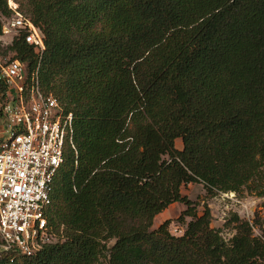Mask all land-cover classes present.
I'll return each mask as SVG.
<instances>
[{"label":"trees","instance_id":"1","mask_svg":"<svg viewBox=\"0 0 264 264\" xmlns=\"http://www.w3.org/2000/svg\"><path fill=\"white\" fill-rule=\"evenodd\" d=\"M16 1L45 35L42 83L73 112L76 150L52 186L55 240L0 264H264L249 220L234 214L227 240L181 191L264 197V0ZM8 44L35 67L22 37ZM174 202L184 234L152 229Z\"/></svg>","mask_w":264,"mask_h":264},{"label":"built area","instance_id":"2","mask_svg":"<svg viewBox=\"0 0 264 264\" xmlns=\"http://www.w3.org/2000/svg\"><path fill=\"white\" fill-rule=\"evenodd\" d=\"M8 6L12 14H0V40L22 37L38 61L30 69L12 53L0 54V256H32L56 238L48 211L66 149L76 150L74 114L42 83L44 33L16 0Z\"/></svg>","mask_w":264,"mask_h":264},{"label":"rangeland","instance_id":"3","mask_svg":"<svg viewBox=\"0 0 264 264\" xmlns=\"http://www.w3.org/2000/svg\"><path fill=\"white\" fill-rule=\"evenodd\" d=\"M8 39L0 40V52L10 55L11 49ZM2 124V122H1ZM176 146L182 148V140L176 141ZM183 195H186L194 203L199 214H202L205 205L211 208L213 221L211 226L221 231V234L228 240L235 234L234 223L231 218L238 214L241 218L249 220L254 226V233L264 238V197L254 193L217 192L209 193L203 183H189L181 188ZM187 206L182 202H174L162 213L158 214L153 222L152 229H157L166 220H170L169 230L175 236L184 234L186 224L180 220V216ZM191 217H186L190 221ZM111 241L110 244H113Z\"/></svg>","mask_w":264,"mask_h":264}]
</instances>
